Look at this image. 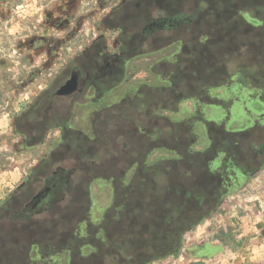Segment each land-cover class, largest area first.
Segmentation results:
<instances>
[{"label":"rangeland","instance_id":"1","mask_svg":"<svg viewBox=\"0 0 264 264\" xmlns=\"http://www.w3.org/2000/svg\"><path fill=\"white\" fill-rule=\"evenodd\" d=\"M217 1L0 0V264H93L77 261V255L72 259L71 251L77 248H72V241L80 238L86 243L101 233V219L113 200L112 176L129 169L132 175L136 158L143 153L150 152L153 162L160 154L170 156V151L154 150L157 145L152 138L163 128L161 140L170 149L167 117L182 121L198 109L226 129L239 130L257 121L254 116L264 115V104L252 101V92L237 85L211 92L220 100H235L231 111L211 104L200 106L193 99L170 111V106L159 104L162 92L147 88L140 101L154 103V109L144 117L141 105L125 99L128 88H133L132 95L139 89L136 80L153 87L165 85L170 66L159 63L195 38L196 32L187 26L144 33L145 43L128 49L116 66L102 51L107 44L112 54L126 50L114 47L115 41L126 45L130 36L139 39L147 25L162 15L163 3L169 2L186 24ZM263 6V0H249L243 8L263 18ZM246 19L260 24L250 14ZM94 40L99 42L89 50ZM87 49L88 54L80 58ZM67 57L80 60L66 63ZM76 65L94 87L83 86L72 99L60 97L56 93ZM158 72L161 77L156 79ZM109 76L107 83L98 81ZM110 87L116 90L104 97ZM194 91L200 94L201 88ZM141 127L144 131L140 132ZM253 165L258 167L248 175L234 173V184L220 207L186 232L174 253L150 264H192L191 250L204 249L207 241H214L212 233L223 230L238 231L241 243L219 260L208 258L219 249L217 242L211 244L210 251L201 254L210 261L203 257L202 264H264V151ZM59 168L64 174L59 200L47 209H35V214L26 212ZM235 250L240 254L235 255ZM91 252L93 248L85 244L78 254Z\"/></svg>","mask_w":264,"mask_h":264},{"label":"trees","instance_id":"2","mask_svg":"<svg viewBox=\"0 0 264 264\" xmlns=\"http://www.w3.org/2000/svg\"><path fill=\"white\" fill-rule=\"evenodd\" d=\"M211 2L204 16L196 14L195 21L186 22L196 32L195 38L183 43L170 63L161 62L170 66V85L144 86L136 94L133 102L141 105L144 117L154 109V103L140 101L147 88L162 92L159 104L170 106V111L191 99L200 106L211 104L229 110L235 100L223 101L211 92L236 85L252 92V101L264 104V17L243 8L249 0ZM249 14L260 24L250 23L246 19ZM195 87L201 88V95ZM197 111L182 121L165 119L170 124V149L162 143L163 128L152 135L157 145L153 149L170 151V156L160 154L153 162L150 152L143 153L136 158L132 175L129 169L111 177L113 200L101 219V233L86 243L75 238L72 248L78 249L71 251L72 259L77 255V261L93 264H150L160 260L174 253L184 234L220 207L234 184V173L248 175L258 167L253 161L264 151V115L254 116L258 122L253 121L246 129L229 130ZM142 129L138 128L140 132ZM127 146L125 142L124 148ZM196 146L201 149L196 150ZM85 244L93 252L78 254Z\"/></svg>","mask_w":264,"mask_h":264},{"label":"crops","instance_id":"3","mask_svg":"<svg viewBox=\"0 0 264 264\" xmlns=\"http://www.w3.org/2000/svg\"><path fill=\"white\" fill-rule=\"evenodd\" d=\"M162 15H160L158 18H156V19H153V22L150 24V25H147L148 26V29H147V31L146 32H143V35L141 36V37H139V39L137 38V39H135L133 36H130V38L128 39V42L126 41V43H124V44H126V45H122L121 44V41L118 39L117 41H115V44H114V47H117L118 49H120L121 50V46H123V48H125V47H127V49L125 50V49H123L122 51H117V53H110L112 50H111V48L108 46L109 44H107V46H105V45H102V51L104 52V54L106 55V57L108 58V61H110V64L112 63V64H116L117 63V61H120L121 62V60H123V57H124V55L126 54V52H127V50L128 49H130L131 47H139V46H141V45H143L144 43H145V37H146V35L148 34V33H157V32H159V31H164V30H166V31H169L170 30V28L171 27H173V28H171V29H174L175 28V25L176 26H178L177 28H180L181 26H187L186 24H184L185 23V21L182 19L181 21H180V19L182 18L180 15H176V13H175V9H173V8H170V3L169 2H167L166 4L165 3H163V6H162ZM206 12L207 11H203V12H201V13H198L199 15L201 14L202 16H204L205 14H206ZM110 14H112V13H110ZM148 16V15H147ZM194 17H195V15L193 16V21H195L194 20ZM108 19V18H107ZM145 19H147V20H149L150 18H149V16H148V18L147 17H145ZM79 22V21H78ZM154 23H156L158 26H157V28H155V26L153 27L154 29L153 30H151L150 28H151V25H154ZM61 27H63V25H61ZM176 28V29H177ZM59 30H60V32L62 33V32H65V30H63V28H60L59 27ZM104 31H107V29L106 28H104ZM104 31H103V33H104ZM149 31V32H148ZM142 33V32H141ZM144 33L146 34V35H144ZM97 40V39H96ZM97 42H99V41H93L92 42V44H90L89 46H88V49L90 50L91 48H93L94 47V45L97 43ZM104 44V43H103ZM35 46V45H34ZM30 47V46H29ZM33 47V46H32ZM55 48H58L57 46H55ZM88 49L87 50H85L83 53H81V55H79V57L81 58L82 56H86V54H88ZM75 57H73L72 59H69L68 57L67 58H64L65 60H63L64 62H73L74 60H76V63H77V60H80V58H75ZM163 61H169V63H170V59L169 60H163ZM163 61H161V62H163ZM161 62L159 63V64H161ZM155 64H158V63H155ZM119 65L121 66V63H119ZM116 66V65H115ZM123 66V65H122ZM153 66V65H152ZM156 67V66H155ZM154 66L153 67H151V69L152 70H154V68H155ZM159 73V72H158ZM155 74V78L156 79H159L161 76H160V73L159 74ZM111 76V75H110ZM110 76H109V78L108 77H106V78H104V79H102V78H100V80H98L100 83L101 82H105V83H107V79L110 81L111 79H110ZM164 77H169L167 80H165L166 78H164V82L163 83H165V85H154V87L153 86H151V85H148V84H146L144 81H142V80H136V88H138L139 87V89H137V91L132 95V94H130L131 92H132V90H133V88H128L125 92H124V94H125V96H127V97H125V99H131V100H134L135 98H136V94L141 90V88H143L144 86H147V87H151V88H155V87H164V86H169L168 85V83H170V76L169 75H166V76H164ZM97 85H99V83L97 82L96 83ZM83 86H87L88 88H92L93 89V85L92 84H90L89 83V79H87L86 77H85V79L83 80V85H82V87ZM81 87V88H82ZM135 87H134V90L136 89ZM116 90V87H110L109 88V90H107L106 91V93L105 94H103V96L104 97H107V96H111L113 93H114V91ZM215 90V89H214ZM104 97H102V100L104 101ZM67 120H69L68 118H67ZM65 127H67V124H65ZM203 223V222H202ZM201 226V225H200ZM199 228V227H198ZM231 229H232V227H231ZM194 230H197V228H195ZM252 234V233H251ZM251 234H249L248 235V237L249 238H251ZM240 234H239V232L238 231H236V232H228V233H225V231L223 230V231H216V232H213L212 233V236H213V242L210 240V241H207V243L205 244V247H204V249H202V247L201 248H196V249H192L191 251H193L191 254L192 255H190V257H191V259L193 260V263L192 264H202L201 262H200V260H202L203 259V257H205V256H202L201 254L202 253H206V252H209L210 250L209 249H211L212 248V245L211 244H213V243H216L217 242V244L219 245V249L218 250H216L215 251V254H213L212 256H210V257H208L210 260L212 259V258H215V260H219L220 258H221V256L222 257H225V256H227V254L225 253L226 252V250H228V249H231L230 247H232V246H236L237 245V247L239 246V244L241 243V241H240V236H239ZM249 238H248V240H249ZM232 250V249H231ZM236 252H235V255H237V254H240L239 252H238V250H235ZM177 256V255H176ZM207 257H205V259H206ZM207 258V260H209ZM209 260V261H210ZM207 262V261H206ZM155 264V263H154ZM213 264V263H212Z\"/></svg>","mask_w":264,"mask_h":264},{"label":"flooded vegetation","instance_id":"4","mask_svg":"<svg viewBox=\"0 0 264 264\" xmlns=\"http://www.w3.org/2000/svg\"><path fill=\"white\" fill-rule=\"evenodd\" d=\"M154 26L157 28L158 25L154 23V25H151L150 29L153 30ZM67 75L69 78L67 77L63 84L60 85L56 94L65 99H72L82 87L83 80L85 79V73L82 72L80 67L76 65L72 67L71 72L67 73ZM45 112L47 111L45 110ZM62 173L63 171L59 168L50 178L47 179L42 191L30 202L27 209H25L26 212H33L32 214H35L37 211L35 209H47L59 200L62 185L64 184V174Z\"/></svg>","mask_w":264,"mask_h":264}]
</instances>
